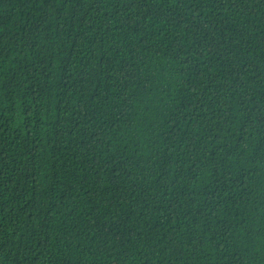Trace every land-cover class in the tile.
I'll return each instance as SVG.
<instances>
[{
	"label": "trees",
	"instance_id": "16d2710c",
	"mask_svg": "<svg viewBox=\"0 0 264 264\" xmlns=\"http://www.w3.org/2000/svg\"><path fill=\"white\" fill-rule=\"evenodd\" d=\"M0 264H264V0H0Z\"/></svg>",
	"mask_w": 264,
	"mask_h": 264
}]
</instances>
